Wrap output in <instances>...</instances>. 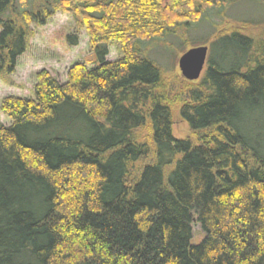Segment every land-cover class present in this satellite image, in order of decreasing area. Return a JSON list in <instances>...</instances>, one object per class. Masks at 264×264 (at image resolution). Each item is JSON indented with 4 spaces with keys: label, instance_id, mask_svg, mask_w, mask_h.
Listing matches in <instances>:
<instances>
[{
    "label": "trees",
    "instance_id": "16d2710c",
    "mask_svg": "<svg viewBox=\"0 0 264 264\" xmlns=\"http://www.w3.org/2000/svg\"><path fill=\"white\" fill-rule=\"evenodd\" d=\"M240 1L0 0V76L58 12L96 57L3 102L0 264H264V38L217 30L180 108L195 141L173 136L162 71L141 50Z\"/></svg>",
    "mask_w": 264,
    "mask_h": 264
},
{
    "label": "rangeland",
    "instance_id": "374dc122",
    "mask_svg": "<svg viewBox=\"0 0 264 264\" xmlns=\"http://www.w3.org/2000/svg\"><path fill=\"white\" fill-rule=\"evenodd\" d=\"M167 1L164 0V4ZM210 17V21L204 22L194 31L185 32V28H179L171 39L167 37L163 41L156 40L141 46L142 55L162 71L166 95L173 111V136L176 139L196 140L189 125L182 119L180 108L186 101L189 88L200 80L190 82L182 76L179 68L182 55L193 48L206 46L209 48L210 56L212 42L217 41L218 31H222L224 37L239 30L255 39L264 38V0L237 2L231 6L225 21L212 14ZM222 22H224L223 26L216 29L213 34L210 26L214 27V31ZM73 35H77L79 39L76 46L71 45L67 40L68 36ZM121 56L120 45L113 42L109 48L108 60L116 61ZM95 62L96 57L87 31L80 28L70 15L58 12L45 26L32 25L27 52L19 58L16 72L12 75L0 76V127L11 124V120L2 110L4 100L9 97L33 99L41 72L46 71L59 82L66 83L68 72L73 66L83 64L92 69L96 67ZM148 134L149 130L146 128L139 133V137L142 140ZM142 165V163L137 164L136 168ZM192 229V243H201L204 234L200 225L194 222Z\"/></svg>",
    "mask_w": 264,
    "mask_h": 264
},
{
    "label": "water",
    "instance_id": "95a60500",
    "mask_svg": "<svg viewBox=\"0 0 264 264\" xmlns=\"http://www.w3.org/2000/svg\"><path fill=\"white\" fill-rule=\"evenodd\" d=\"M209 48L206 46L193 48L182 55L179 68L182 76L190 82L198 81L206 69Z\"/></svg>",
    "mask_w": 264,
    "mask_h": 264
}]
</instances>
